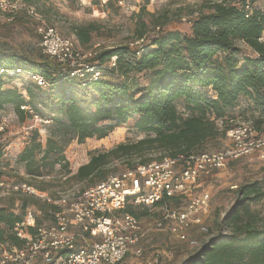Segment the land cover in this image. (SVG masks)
<instances>
[{"label": "trees", "instance_id": "obj_1", "mask_svg": "<svg viewBox=\"0 0 264 264\" xmlns=\"http://www.w3.org/2000/svg\"><path fill=\"white\" fill-rule=\"evenodd\" d=\"M110 4L108 1L104 6ZM189 10L195 18L188 34L161 29L148 39L147 22L141 15L133 41L144 38L145 43L141 47L126 44L101 49L94 61L103 78L84 86L70 78L65 67L53 64L36 43L15 45L0 38V69L42 75L48 83L53 122L61 124L65 118V126L74 133L78 144L103 139L123 127L147 134L135 142L119 143L106 152L92 154L71 178L94 185L115 171L107 168L112 160L141 158L127 165L133 168L163 156L219 151L214 149L236 125L233 112L242 104L246 109L239 116L250 115L255 119L250 124L264 131V11L254 8L251 0H203ZM147 16L154 27L165 23L166 17ZM22 17L25 16L14 21ZM72 34L78 46L87 49L93 36H110V31L87 22L75 26ZM241 43L250 53L243 52ZM111 57H116V67L108 69L105 64ZM3 76L8 75H0V107L12 105L20 121L31 122L38 114L32 101L42 89L28 82L25 99L18 89L5 87ZM8 77L21 79L16 75ZM77 86L90 94L87 106L79 105ZM23 106H29L31 112L21 109ZM54 136L51 134L43 145L38 131H33L17 157L29 176L41 177L45 170L51 173L56 165L70 174L63 146ZM3 154L0 145V166ZM30 186L45 193L42 186ZM6 196L0 197V254L24 247L25 239L14 228L28 221L30 208L49 219L48 224L52 222L51 213L60 210L20 192ZM263 200L264 182L239 185L233 205L222 219L229 233L215 235L182 264H264V215L249 207ZM125 211L139 218L144 215L131 207ZM40 226L43 225L35 213L34 227L27 226L23 231L33 237Z\"/></svg>", "mask_w": 264, "mask_h": 264}, {"label": "built area", "instance_id": "obj_2", "mask_svg": "<svg viewBox=\"0 0 264 264\" xmlns=\"http://www.w3.org/2000/svg\"><path fill=\"white\" fill-rule=\"evenodd\" d=\"M91 1L106 5L110 0ZM124 1L117 3L124 6ZM142 1L136 0V3ZM245 8L250 10L247 4ZM20 16L34 22L41 52L53 64L65 67L70 78L81 81L83 86L103 78L94 61L101 50L99 44L82 49L74 36L61 35L27 0H0L1 22L10 23ZM144 43L145 39L141 38L128 46L141 47ZM105 67L115 68L116 57H111ZM0 75H16L40 89L48 87L42 75L29 71L0 69ZM226 140L229 144L219 151L163 156L109 173L94 185L55 197L26 183L0 177L1 193L20 192L60 209L51 213L52 222L37 228L33 237L23 231L35 225V213L28 210V221L14 228L19 237L25 239L24 247L3 251L0 264H36L38 259L41 264H120L128 254L142 257L140 243L152 232H167L189 248L198 247V242L188 232L196 228L201 234L209 233L203 219L209 209V193L196 191L201 179L243 157L256 155L264 160V131L256 130L252 124H236L227 131ZM127 207L154 214V222L145 223L142 217L126 212ZM79 239L82 245H78Z\"/></svg>", "mask_w": 264, "mask_h": 264}, {"label": "rangeland", "instance_id": "obj_3", "mask_svg": "<svg viewBox=\"0 0 264 264\" xmlns=\"http://www.w3.org/2000/svg\"><path fill=\"white\" fill-rule=\"evenodd\" d=\"M111 4L107 7L104 5L94 4L91 0H32L31 3L36 10L46 19V21L54 26L57 31L65 36L72 37V30L75 26L87 22L96 23L106 30L110 31V36H93L91 45L99 44L100 49H109L121 45H128L133 42L135 37L136 22L142 15L147 22L146 39L154 35L159 30L179 31L183 34L190 32V25L195 15H189L193 6L203 0H143L140 4L136 0H125L124 6H120L117 0H110ZM242 1V0H237ZM253 7L264 11V0H251ZM30 3V2H29ZM144 12L142 13V9ZM149 15L154 17H166L162 27H154L149 23ZM151 21V20H150ZM3 24H7L3 26ZM9 25V26H8ZM158 28V30H157ZM8 29V30H7ZM6 38L8 42L15 45L34 44L39 47V41L34 30V22L31 19L22 17L8 24L0 21V38ZM244 53H250V50L243 44H240ZM40 49V47H39ZM6 88H16L27 99L25 87L28 82H24L20 78L2 77ZM48 88V87H47ZM42 89L35 94L33 106L38 111L34 115L31 122L20 121L14 111L12 105H4L0 107V145L3 147V160L0 166V172L4 179L12 182H22L30 185H39L44 188L48 195H58L61 193L75 192L91 186L93 183L88 181H76L70 176L74 174L77 168L86 164L92 154L106 152L119 143L135 142L147 136L134 129L123 127L108 134L103 139H87L84 143L78 144L74 138V133L68 129L66 119L62 118L61 124H55L50 113V93L48 89ZM79 105L87 106L90 94H86L82 87H76L75 92ZM86 96V98L84 97ZM245 104L240 109L235 110V124L253 123L255 121L248 114L240 113L245 111ZM31 112L30 107L25 108ZM264 130V123L261 127ZM37 130L43 145L46 139L55 134V139L63 146V154L69 163L68 170L56 165L51 173L47 170L43 172L41 177L29 176L24 166L17 162V157L29 143L33 131ZM229 144L224 140L216 149H222ZM156 155H146L145 157H156ZM141 158L130 157L121 160H112L107 168L111 171L118 172L127 165L138 163ZM261 181L264 182V160L259 159L256 155L243 157L239 160L230 162L223 170L212 173L200 181V188L197 192L207 191L209 193V209L204 214L203 219L209 228L208 234H201L196 228L189 230L190 237L198 242V247L189 248L184 243L178 242L167 232H152L141 243L143 255L140 258L128 254L120 264H182L189 256L211 240L215 235L225 231L229 233V229H225L222 224L223 217L227 214L233 205L237 188L243 183ZM0 197H7L6 194L0 192ZM18 203V201H16ZM251 210H258L264 215V200L257 204H250ZM34 211L41 221V225H46L49 219ZM144 213L142 219L145 223H153L154 214H149L146 210H137ZM222 227V228H221ZM83 241L78 240V245H82ZM172 252V256L170 255ZM1 255V254H0ZM38 259L36 264H40Z\"/></svg>", "mask_w": 264, "mask_h": 264}, {"label": "crops", "instance_id": "obj_4", "mask_svg": "<svg viewBox=\"0 0 264 264\" xmlns=\"http://www.w3.org/2000/svg\"><path fill=\"white\" fill-rule=\"evenodd\" d=\"M172 237V236H171ZM174 238V237H173ZM131 255V254H130ZM41 264V263H40Z\"/></svg>", "mask_w": 264, "mask_h": 264}]
</instances>
